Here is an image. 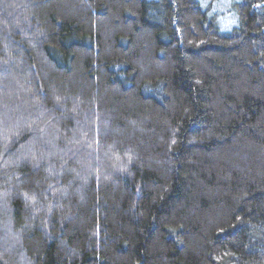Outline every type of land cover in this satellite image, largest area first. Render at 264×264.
<instances>
[{"label":"trees","instance_id":"1","mask_svg":"<svg viewBox=\"0 0 264 264\" xmlns=\"http://www.w3.org/2000/svg\"><path fill=\"white\" fill-rule=\"evenodd\" d=\"M0 264H264V0H0Z\"/></svg>","mask_w":264,"mask_h":264}]
</instances>
